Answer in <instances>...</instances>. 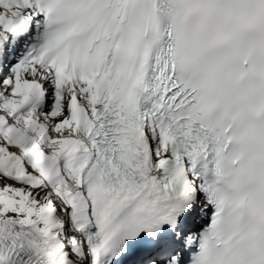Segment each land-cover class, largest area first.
<instances>
[{
  "label": "snow or ice",
  "instance_id": "1",
  "mask_svg": "<svg viewBox=\"0 0 264 264\" xmlns=\"http://www.w3.org/2000/svg\"><path fill=\"white\" fill-rule=\"evenodd\" d=\"M0 264H264V0H0Z\"/></svg>",
  "mask_w": 264,
  "mask_h": 264
}]
</instances>
